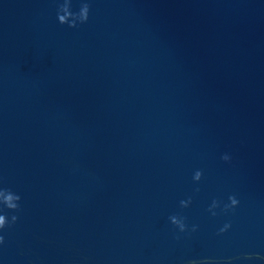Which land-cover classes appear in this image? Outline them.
I'll list each match as a JSON object with an SVG mask.
<instances>
[{"label":"water","instance_id":"water-1","mask_svg":"<svg viewBox=\"0 0 264 264\" xmlns=\"http://www.w3.org/2000/svg\"><path fill=\"white\" fill-rule=\"evenodd\" d=\"M0 215V264H264V0H0Z\"/></svg>","mask_w":264,"mask_h":264},{"label":"clouds","instance_id":"clouds-1","mask_svg":"<svg viewBox=\"0 0 264 264\" xmlns=\"http://www.w3.org/2000/svg\"><path fill=\"white\" fill-rule=\"evenodd\" d=\"M61 20H63V17H61ZM8 207L11 209H14L16 206L9 203ZM3 227H4V217H3V215H0V228H3ZM0 240H2V238H0Z\"/></svg>","mask_w":264,"mask_h":264}]
</instances>
